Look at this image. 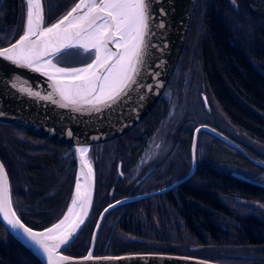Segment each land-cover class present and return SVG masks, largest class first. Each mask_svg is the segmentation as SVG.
<instances>
[{"label":"trees","instance_id":"trees-1","mask_svg":"<svg viewBox=\"0 0 264 264\" xmlns=\"http://www.w3.org/2000/svg\"><path fill=\"white\" fill-rule=\"evenodd\" d=\"M76 1L55 0L53 13L47 17L44 12L46 24ZM22 21V0H0V47L19 36ZM191 66L198 68L208 101L215 103L227 123L264 147V0H195L175 71L182 72ZM167 111V105L159 99L132 130L91 146L95 171L92 211L64 253L84 255L100 211L140 190L127 191L132 180L124 189L121 184L114 185L119 182L114 178L119 176L114 172V178L106 177L108 167L98 149L111 143L120 145L125 157L117 158L116 163L120 161L124 170L134 167L146 148V140L163 128ZM0 127L22 137L20 141L0 143V160L7 172L13 208L28 227L45 228L61 217L69 202L75 173L72 150L17 126L0 124ZM191 132L181 122L167 137L178 152L186 154ZM214 139L216 142L211 144L194 174L172 190V203L168 201L169 194L164 193L108 211L99 226L93 254L102 255L104 249V254L110 255L163 252L224 264H264V186L261 185L264 168L253 165L228 146L235 151L239 164L251 170L248 178L203 166L222 161L213 155L224 150L218 146L223 143ZM212 148L216 149L213 154ZM248 153L264 161V156ZM181 162L185 164L184 160ZM107 184L109 189L115 186L112 195L100 191ZM98 194L100 200L95 202ZM208 248L217 253L209 257L199 253ZM0 264L41 263L0 224Z\"/></svg>","mask_w":264,"mask_h":264},{"label":"water","instance_id":"water-1","mask_svg":"<svg viewBox=\"0 0 264 264\" xmlns=\"http://www.w3.org/2000/svg\"><path fill=\"white\" fill-rule=\"evenodd\" d=\"M78 2L79 0H77L57 19L46 24L43 1L41 0L43 12L42 26L49 27L58 22ZM194 2L195 0H152L151 12L153 13V16L150 21L151 34L147 41L149 47L147 48L144 58V64L136 78L137 83L132 86L120 101L111 107L104 108L100 112H78L74 111L72 108L60 107L58 104L54 103L53 100L43 99L44 96L53 93L51 81H49L46 76L27 68L17 67L10 61L0 57V124L23 128L55 142L65 144L72 150L75 163V173L70 199L63 214L54 223H57L62 219L67 212L68 205L71 203L72 196L75 192L78 173L81 174V183L83 184L85 182L84 174L87 173L88 169L82 167L80 153L77 152L76 149L80 147H87L89 149L88 153L85 155L93 170V177L88 181L91 191V203L88 207L87 215L84 217V223L73 234V236L69 238V242L66 245H62L61 248L57 250L58 255L70 257L65 264H224L205 258L163 252H132L110 255L104 254L103 251L102 255L93 254L99 226L103 216L108 211L127 202L167 192L191 177L196 166L195 148L199 132H206L226 146L239 152L253 165L264 168L263 160L254 158L234 140L208 125L196 126L192 131L189 149L190 170L185 176L158 190L127 196L108 204L100 211L97 217L86 253L82 256H72L63 252V250L66 249L78 236L87 223L92 211L95 193V171L94 157L90 155L91 146L107 142L126 134L132 130L158 102L175 71L183 50ZM22 4L23 21L22 30L19 36L23 34L26 23V0H22ZM161 9H163V15L161 14ZM161 23L164 25L163 27L159 26ZM19 36L12 43L0 47V49L10 47L19 39ZM109 48H111L113 52L119 51L116 45L111 42L109 43ZM70 49H77L82 53H90L91 59L86 64L79 66H68L60 63L58 61V55ZM94 59V50L85 52L84 49L77 46L61 50V52L53 58V63H56L58 67L80 68L87 66V64L91 63ZM20 88H23L24 90H18ZM29 89L33 92H39L40 96L36 97L28 94ZM53 99H58V97L54 96ZM197 129H199V131H197ZM69 133H71V135H69ZM0 165H3L1 160ZM3 168L7 175L4 165ZM116 172L122 177L120 162L116 165ZM147 174L148 172L145 173L139 181L143 180ZM261 185L264 186V184ZM8 186L9 197L11 200L9 180ZM117 201H120V203H117ZM109 205H114V207L109 208ZM105 209H108V211L105 212ZM12 210L15 211L13 205ZM54 223L42 229H31L37 232L44 231ZM0 224L18 243L30 251L41 264H47L46 256H43L40 251L29 244L18 231H14L3 219L2 215H0ZM25 226L28 227L27 225ZM89 254L92 255L93 259L84 260L83 257L88 256ZM104 257H109L111 259H103Z\"/></svg>","mask_w":264,"mask_h":264},{"label":"snow or ice","instance_id":"snow-or-ice-1","mask_svg":"<svg viewBox=\"0 0 264 264\" xmlns=\"http://www.w3.org/2000/svg\"><path fill=\"white\" fill-rule=\"evenodd\" d=\"M26 6L23 34L10 47L0 49V57L17 67L46 76L51 81L53 93L43 99L78 112H100L120 101L137 83L149 47L152 0H79L49 27L42 26L41 0H26ZM161 14H164L163 9ZM110 42L116 45L118 52L109 48ZM77 46L85 52L94 50L95 59L80 68L58 67L53 63V58L61 50ZM28 94L40 96L39 92L30 89ZM54 96L58 99H53ZM76 151L80 153L82 167L88 169L84 174L85 182L81 183V174L78 173L67 212L57 223L39 232L26 227L12 210L8 178L0 165V215L14 231L46 256L47 264H65L70 259L58 255L57 250L66 245L84 223L91 203L88 181L93 177V170L85 155L89 149L80 147ZM112 207L114 205H109ZM83 259L92 260L93 257L89 254Z\"/></svg>","mask_w":264,"mask_h":264},{"label":"rangeland","instance_id":"rangeland-1","mask_svg":"<svg viewBox=\"0 0 264 264\" xmlns=\"http://www.w3.org/2000/svg\"><path fill=\"white\" fill-rule=\"evenodd\" d=\"M44 12H46L47 17L50 13H53V4L55 0H42ZM91 59L90 53H82L80 50L77 49H70L67 51L62 52L58 55V61L62 64L68 66H79L86 64ZM176 70V68H175ZM172 78V79H171ZM169 85L166 86L164 92L162 93L160 99L161 104L167 105V117L163 122V128H160L152 137L146 140V148L143 151L141 157L138 159L136 164L128 169L124 170L123 167L120 166L121 174L123 177H126L127 181L132 180L138 174L139 170L144 164H151L153 160L154 153L157 152V149L160 148L162 145L164 147V152L167 149H173L170 155V158L167 162H169V170L166 175H162V180L164 184L174 182L179 179V176H183L186 172H188L189 164H190V150L186 154H182L178 152V149L173 145L172 141L169 137V132L171 133L175 128V125L181 122H184V126L188 129H193L199 125H208L215 127L226 136L233 139L236 143H238L241 147H243L247 152L251 151L261 157L264 156V147L258 145L257 143L249 140L245 137L242 133L238 132L235 128L230 126L226 119H224L223 115L217 108L214 102H209L207 97L202 94V86H201V78L199 74V70L195 66H191L186 68V70L174 71L172 74ZM170 129L172 131H170ZM11 129H5L0 127V133L2 136V141L5 143L10 140H17L20 141L21 138L17 136V133L13 135H8L7 131ZM192 134V132H191ZM135 138V137H134ZM133 138V139H134ZM126 141V140H123ZM216 142L215 139L206 133H198L197 135V142L195 148V158L197 162H200L204 157L209 147L212 143ZM128 143V142H124ZM127 145V144H126ZM218 146L223 151L232 152V154L227 152H218L214 159L221 160L217 161V167L222 168L223 170H228L233 175L238 177L248 178L250 175V169L243 168L238 161V157L235 155V151L226 147L221 143H218ZM190 149V146H189ZM90 148V155L92 156ZM99 153L105 158V164L108 167V174L107 178H114V172H116V160L120 158L123 160L125 157V151L122 150L120 145L116 144H109L104 147H100ZM216 149L212 148L211 154L215 153ZM250 153V152H249ZM234 154V155H233ZM251 155V154H250ZM252 156V155H251ZM256 159L261 160L260 157H254ZM181 160H184L185 163V170L183 171L184 164H182ZM227 160V161H226ZM97 161V160H96ZM155 161V160H154ZM153 162V161H152ZM110 166V167H109ZM164 168V167H163ZM163 168H159L160 171H163ZM181 172L183 174H181ZM111 173V174H109ZM117 174V172H116ZM163 174V173H162ZM107 183V182H106ZM109 184V183H108ZM107 184L106 188L100 189V191L104 193H109V185ZM261 184H264L262 182ZM101 195H97V199L95 202L100 200ZM99 215V214H98ZM97 215V217H98ZM97 220V218H96ZM122 238V234H119ZM128 239V238H127ZM125 240V238L123 239ZM105 252V249L103 250ZM206 256H212L217 253L216 250L213 249H205L202 252L199 251Z\"/></svg>","mask_w":264,"mask_h":264},{"label":"flooded vegetation","instance_id":"flooded-vegetation-1","mask_svg":"<svg viewBox=\"0 0 264 264\" xmlns=\"http://www.w3.org/2000/svg\"><path fill=\"white\" fill-rule=\"evenodd\" d=\"M201 86H202V94H204L205 95V93H204V88H203V85H202V83H201ZM206 96V95H205ZM210 127H212V126H210ZM212 128H214V129H216L215 127H212ZM216 130H218V129H216ZM219 131V130H218ZM221 132V131H220ZM7 133H8V135H13L14 136V131H12V130H9V131H7ZM222 133V132H221ZM224 134V133H223ZM225 135V134H224ZM17 136L19 137V138H21V136L20 135H18L17 134ZM214 138V137H213ZM230 138V137H229ZM22 139V138H21ZM218 140V139H217ZM233 140V139H232ZM0 143L1 144H4V143H2V136H1V133H0ZM172 147H173V144H172ZM233 149V148H232ZM172 150L173 149H167V151H165L164 152V147H163V145L160 147V148H158L157 149V152L156 153H154V156H153V162L151 161V164H144L142 167H141V169L139 170V172H138V174H136V176L132 179V181H131V184H129V186L128 187H130L127 191L129 192V191H131L133 188H135V189H140L139 190V192L138 193H135L134 195H138V194H143V193H147V192H151V191H155V190H158V189H160V188H162V187H164V186H166V185H168V184H170V183H172V182H170V183H167V184H164L163 183V181H161L163 178H162V175H166L167 173H168V170H169V168H170V166H169V162H167L168 160H169V158H170V155H171V152H172ZM155 160V161H154ZM118 162H120V161H117V163ZM116 163V164H117ZM217 163V162H216ZM216 163L215 164H209V163H207V164H203V166H206V167H211V166H213L215 169H218V170H222V168H220V167H217V165H216ZM122 163L120 162V166L122 167ZM199 166V162H197L196 161V166H195V170L197 169V167ZM164 167V168H163ZM159 168H163V171H161V172H159L160 171V169ZM185 164H184V168H183V171L185 170ZM189 170H190V164H189V169H188V172H189ZM195 170H194V172H195ZM148 172V174L145 176V178L143 179V180H141V181H139V179L145 174V173H147ZM188 172H186L185 174H183L182 172H181V174H183V176H185ZM194 172H193V174H194ZM163 173V174H162ZM192 174V175H193ZM116 175H118V174H116ZM191 175V176H192ZM119 176V175H118ZM183 176H179L180 178L181 177H183ZM119 179V180H118ZM114 180H115V182H117V181H119V182H117L116 184H114V185H117V184H121V185H123L122 186V188L124 189V188H126V183L128 182L126 179H124L123 178V176L122 177H120L119 176V178H114ZM139 181V182H138ZM114 189H115V186H112V187H110V189H109V193H110V195H112L113 194V192H114ZM174 189V188H173ZM173 189H171V190H169V191H167V192H164V193H168L169 195H168V201H170L171 203H172V201H173V193H172V190ZM164 193H161V194H164ZM161 194H157V195H161ZM130 196H133V195H130ZM154 196H156V195H154ZM127 197V196H126ZM151 197V196H150Z\"/></svg>","mask_w":264,"mask_h":264}]
</instances>
